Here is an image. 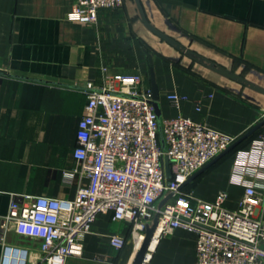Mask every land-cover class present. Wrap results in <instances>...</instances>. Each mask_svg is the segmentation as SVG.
<instances>
[{"label":"crops","instance_id":"crops-1","mask_svg":"<svg viewBox=\"0 0 264 264\" xmlns=\"http://www.w3.org/2000/svg\"><path fill=\"white\" fill-rule=\"evenodd\" d=\"M74 1L0 0V264L6 247L16 252L13 264H46L41 241L5 222L13 196L74 199L88 186L73 173L88 83L138 74L151 91L152 67L163 118H191L237 140L263 121L264 0H124L89 25L71 21ZM174 93L188 101L171 106ZM259 131L255 139L264 126ZM252 142L195 179L194 195L214 200L225 191L226 206L237 209L245 186L234 171ZM130 232L112 212L100 214L83 255L65 264H130ZM112 234L126 238L121 251L111 246ZM154 250L148 264H195L197 237L179 228L159 237Z\"/></svg>","mask_w":264,"mask_h":264},{"label":"built area","instance_id":"built-area-1","mask_svg":"<svg viewBox=\"0 0 264 264\" xmlns=\"http://www.w3.org/2000/svg\"><path fill=\"white\" fill-rule=\"evenodd\" d=\"M123 3L75 0L70 19L95 24L99 10H114ZM87 89L73 173L86 178L88 186H80L74 199L13 196L5 218L6 223L16 225L18 234L41 241L46 264H65L70 257H81L86 236L98 216L107 212L113 213L114 221L131 224L135 247L158 216L157 241L179 228L196 235L195 264H264V133L252 142L249 152L240 153L234 179L245 191L238 208L230 209L225 191L218 192L214 200H205L182 186L235 143V137L191 118H163L164 151L151 91L143 88L141 75L106 76L102 86L88 83ZM168 99L173 107L188 101L176 93ZM196 109H202L200 103ZM246 175L254 180L245 181ZM260 208L263 217H259ZM126 242L121 234L110 235L117 251ZM15 254L6 247L3 264H13Z\"/></svg>","mask_w":264,"mask_h":264},{"label":"water","instance_id":"water-1","mask_svg":"<svg viewBox=\"0 0 264 264\" xmlns=\"http://www.w3.org/2000/svg\"><path fill=\"white\" fill-rule=\"evenodd\" d=\"M152 64V61H150ZM150 82H151V94L149 96L150 102L155 108V112L158 117L159 121V137H160V142L162 149L166 151L167 145H166V140H165V135H164V130H163V115H162V110H161V105H160V92H159V87L156 82L155 78V73L153 68L151 67L150 69V76H149ZM264 126V120L254 126L249 132H247L244 136L239 138L235 143H233L227 150H225L223 153H221L219 156H217L214 160H212L210 163H208L204 168L199 170L197 173H195L189 180L188 182L182 186L185 187L191 182H193L195 179H197L200 175H202L206 170H208L211 166H213L215 163H217L220 159H222L224 156H226L228 153L233 151L236 147H238L243 141L251 137L256 131H258L261 127ZM165 167H166V173L167 177L170 179L172 178V172H171V167H170V161L168 158L165 159ZM164 202L161 204L163 205ZM158 227V216H156L154 223L152 226H148L146 230V235L145 239L143 240V243L141 247L139 248L138 251L135 252L132 261L130 264H144L147 258V255L149 254L150 247L153 243V240L155 238V234L157 231Z\"/></svg>","mask_w":264,"mask_h":264},{"label":"trees","instance_id":"trees-1","mask_svg":"<svg viewBox=\"0 0 264 264\" xmlns=\"http://www.w3.org/2000/svg\"><path fill=\"white\" fill-rule=\"evenodd\" d=\"M262 131V130H260ZM257 132L254 135H252L251 137H249L248 139H246L245 141H243L238 147H236L233 151L230 152L229 155L234 154L235 152H237L238 150L242 149L244 146H247L248 143H251L254 139L256 134L261 133V132ZM221 161H219L218 163H220ZM197 180V179H196ZM194 180L191 184H189L187 187V190H190V188H192L194 186V182L196 181Z\"/></svg>","mask_w":264,"mask_h":264},{"label":"bare ground","instance_id":"bare-ground-1","mask_svg":"<svg viewBox=\"0 0 264 264\" xmlns=\"http://www.w3.org/2000/svg\"><path fill=\"white\" fill-rule=\"evenodd\" d=\"M142 243H143V240H142V239L139 240V242H138L137 245H136L135 252L139 250V248L141 247ZM156 244H157V237H155L154 240H153V243H152V245H151V247H150V252H149V254L147 255V258H146V261H145L144 264H148V262H149V260H150V257H151L150 254H151L152 251H155L154 249H155V247H156ZM135 252H134V254H135ZM129 263H130V262H129Z\"/></svg>","mask_w":264,"mask_h":264}]
</instances>
